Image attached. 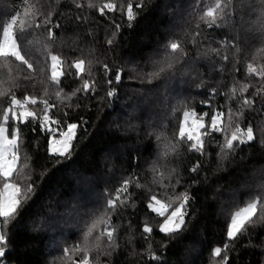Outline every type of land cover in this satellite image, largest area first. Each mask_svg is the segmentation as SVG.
Masks as SVG:
<instances>
[{
    "label": "trees",
    "instance_id": "trees-1",
    "mask_svg": "<svg viewBox=\"0 0 264 264\" xmlns=\"http://www.w3.org/2000/svg\"><path fill=\"white\" fill-rule=\"evenodd\" d=\"M107 2L117 8L101 14L100 5ZM128 2L135 13L131 22ZM216 3L0 0V43L3 32L10 30L33 62V69L27 70L14 58H0V119L11 106L12 95L21 100L29 96L38 103L27 105L28 110L37 111L41 119L44 105L40 101L47 99L52 119L81 125L72 155L56 159L47 152L48 136L38 121H9L20 132L18 169L27 174L18 182L22 187L33 184L35 191L14 220L5 223L0 218V232L8 238L0 264H80L84 248L88 264H264V220L259 206L252 222L235 238L227 237L235 211L257 197L264 198V78L249 75L246 67L248 63L264 67V42L258 33L246 30L249 22L255 25L260 20L261 0H247L243 9L239 0H233L232 22L208 28L200 18ZM48 14L50 23L44 28L20 31L28 21L43 24ZM173 23L178 30L168 31ZM48 28L55 43L46 49L41 40ZM171 42L181 45L182 56L171 52ZM207 49L220 55L205 56ZM50 55H58L67 69L56 85L50 80ZM152 55L154 61L179 56L175 75L151 78L154 62L150 66L148 61ZM77 57L87 63L81 75L95 85L87 94L77 91L83 83L72 67ZM140 70L144 75L137 74ZM117 73L121 74L118 82ZM178 84L183 85L180 94L167 98L163 110L166 121L142 118L153 109L159 114L160 103ZM245 84L249 87L241 92ZM108 91L114 95L109 97ZM245 99L252 103L245 105ZM140 103L146 111H139ZM185 109L198 115L207 112L206 118L221 112L222 127L231 123L245 132L251 128L255 140L236 141L234 150H227L223 147L226 133L211 132L204 154L196 152L177 133ZM120 116L142 126V140L121 131ZM141 118L148 126L140 123ZM125 181L127 189L117 199ZM183 193L189 197L185 225L177 233H161L163 218L148 207L151 197L171 204ZM76 195L91 198L90 207H81L80 196L72 200ZM109 199L115 201L111 208ZM72 201L75 208L68 204ZM221 208L223 216L218 215ZM100 219L107 223L97 224L87 235L91 224ZM145 225L153 231L145 233ZM107 231H113L111 241ZM216 247L222 249L220 256L213 254Z\"/></svg>",
    "mask_w": 264,
    "mask_h": 264
},
{
    "label": "snow or ice",
    "instance_id": "snow-or-ice-1",
    "mask_svg": "<svg viewBox=\"0 0 264 264\" xmlns=\"http://www.w3.org/2000/svg\"><path fill=\"white\" fill-rule=\"evenodd\" d=\"M233 0H226V3H221L217 0L214 8H209L204 15L200 18L201 22L206 23L208 28L213 26H222L223 23H231L233 16L232 8ZM247 3V0H239L241 9ZM142 5L137 4V7ZM261 18L253 25L249 22L247 31L255 32L260 35L262 42H264V0H261ZM127 20L129 22L135 19V13L133 11V4L128 2L127 5ZM117 5L108 2L104 3L99 11L104 14L105 9L109 12L115 11ZM50 14L46 15L43 24H33L30 21L25 22L21 32L26 31L29 28H44L45 25L50 23ZM243 21V17H242ZM47 35L41 40L42 45L47 49L50 44L55 43V36L50 28L46 29ZM3 42L0 43V58L7 60L8 58H14L18 61L20 65L26 66L27 70L33 69V62H30V57L23 50L21 45H18L17 39L13 37V32H3ZM239 39V36H237ZM112 41H109L111 44ZM239 51L238 45H231ZM171 52L174 54L183 55V49L181 45L177 42H171L170 44ZM264 51V50H262ZM217 56L220 55L219 51L215 49L204 50L205 56H210L211 54ZM224 59H227L225 56ZM50 80L56 85L60 83L61 77H63L67 69L62 67V61L58 55H50ZM180 62L179 56L176 57H165L162 61H155L153 65V72L151 78L164 77L171 78L175 75V65ZM85 60L79 59L75 61L72 65L76 69L75 75H77L82 81V88L77 91H82L87 94L93 90L95 85H90L88 79H84L81 73H84ZM247 73L249 75H258L264 78V67H255L253 63L247 64ZM105 70L107 71V65H105ZM168 75L165 76V72ZM115 81L121 80V74L117 73L114 77ZM109 84H112V80H109ZM249 85L245 84L240 89L241 92L247 91ZM236 89H233L235 92ZM57 97L60 96V92L55 93ZM107 95L109 97L113 96V91H108ZM38 103L35 97L25 96L22 100L18 99L15 95L11 96L10 107L3 111L2 119H0V218H3L4 222L7 223L10 220H14L19 212L24 207L25 203L30 199L31 194L35 191L33 184H24L22 187L21 183L18 182L22 178H27V174L23 173L22 169H18V162L21 157L18 152V143L20 140V132L18 128H12L9 125V121H15L20 123H27L29 119L38 121L43 133L48 136L47 140V152L50 157L56 159L68 158L72 155L73 142L77 139L78 129L81 127L80 124L75 122H68L66 125L62 124L59 119H52L50 117L49 109L52 105L49 104L48 100H42L40 103L44 105L42 109L44 116L41 119L40 114L37 111H30L27 105H36ZM251 100L245 99L244 104L250 105ZM19 108L20 111H15L14 109ZM222 115L221 112H215L210 117V123L206 124L205 119L208 117V113L198 115L195 111H184L183 120L179 125V139L181 142H190L191 148L196 152L204 154L205 150V137L210 135L211 132H224V149L234 150V142L239 141L240 144L245 143V138L247 140H252V129L249 128L246 132L242 130L237 124L235 128L231 127V123L227 127H222ZM230 135H227L229 133ZM26 167V165H25ZM196 171V169H193ZM15 177V178H14ZM127 189V181L121 189L117 191V199L119 198L122 191ZM179 203L175 207L172 204L162 203L155 195L151 197V201L148 207L155 212L163 220L159 224V231L165 234H173L179 232L185 225V217L187 215L186 205L188 203L189 197L187 193H183L181 197H178ZM175 203V202H173ZM108 207L111 208L115 205V201L109 199L107 201ZM258 206L262 213L260 219L264 220V198L257 197L251 202L247 203L246 206L239 208L231 217V223L227 226V237L235 238L238 233L244 229L245 224L252 222V218L257 215ZM171 209V210H170ZM107 223L106 220L100 219L93 222L91 226L87 229V235H91L96 229L97 224ZM145 233H151L153 231L152 227L145 225L143 228ZM108 240L111 241L113 238V231H107ZM87 235L85 238H87ZM8 245V238L5 233L0 232V258L6 256V247ZM227 248V245H225ZM67 253L68 249H64ZM84 251L85 255L80 261V264H88L87 248L80 249ZM222 249L216 247L214 250L215 256H220ZM158 259V258H157ZM224 261L226 262L228 257L225 256Z\"/></svg>",
    "mask_w": 264,
    "mask_h": 264
},
{
    "label": "rangeland",
    "instance_id": "rangeland-1",
    "mask_svg": "<svg viewBox=\"0 0 264 264\" xmlns=\"http://www.w3.org/2000/svg\"><path fill=\"white\" fill-rule=\"evenodd\" d=\"M108 3V2H107ZM102 5H100V7H101ZM105 10H107V9H105ZM106 12V11H105ZM172 30V31H176V30H178V24H175V23H173L172 24V26H170V27H168L167 28V30L169 31V30ZM7 32H11L10 30H5L4 31V33H7ZM14 37V36H13ZM4 38V37H3ZM2 42H3V39H2ZM154 54H157L156 53V50L154 51ZM148 59L150 58L149 56L147 57ZM79 59H82V57H77V60H79ZM147 59V60H148ZM149 62V64H150V66L152 65V63L153 62H155L154 61V59H153V55L151 56V59L148 61ZM86 66H87V63H86V61H85V65H84V68L86 69ZM199 67H202V64H200L199 65ZM137 74H141V75H144L143 74V71L142 70H140ZM183 87V85H181V84H178L176 87H173V90H172V93L168 96V97H166L165 99H164V101H162V103H160V105H159V109L161 110L160 111V113L159 114H157V113H155V109H153V111L152 112H149V111H147L146 112V114L145 115H143V117L142 118H145V117H147L148 119H152V120H156L158 123L160 122V123H163L164 121H166L167 119H168V115L166 114V112L165 111H163L165 108H166V106H167V103H168V100H167V98H172V97H174L175 95H178V94H180V90H181V88ZM141 104V103H140ZM146 106H145V104L144 103H142L141 104V108L139 109V111H146ZM20 111V110H19ZM184 111H194V110H189V109H185ZM183 111V112H184ZM183 112H182V114H181V118H180V121H179V124H178V127H177V133L179 134V125H180V123L182 122V120H183ZM215 113V112H214ZM49 114V113H48ZM123 116V115H122ZM122 116H120V118H122ZM141 118V119H142ZM208 119V122L206 123V120ZM119 120V119H118ZM143 120L144 119H142V121L140 122V123H144V124H146L147 125V123L145 122V120H144V122H143ZM115 121H112V123H114ZM18 122H15V124H17ZM205 123L206 124H208V123H210V117L209 118H206L205 119ZM118 126H119V128L121 129V131L124 133L125 131H126V135L127 136H132L133 137V139L135 138V136H137V138L139 139V140H142V130H141V128H142V126L141 125H139L138 126V124L137 123H135V122H133L132 120H131V118H122L121 120H119V123H118ZM138 126V128L140 129V132L138 133V131H137V127ZM148 126V125H147ZM13 128H18L17 126H15V127H13ZM77 135H78V132H77ZM138 139H136L135 138V140H137V141H139ZM205 140H206V137H205ZM245 140H246V138H245ZM74 143V142H73ZM19 148H20V140H19V143H18V152H19ZM120 152V151H119ZM19 154H20V152H19ZM107 162V161H106ZM260 173H262V172H259V173H256L255 175H254V179H256L257 177H259L260 176ZM111 174V173H110ZM77 196H80V198L82 197V199H80L82 202H80L79 201V203H80V205H81V207H83V209L84 210H86L87 209V207L89 208L90 207V200H91V198H88L87 197V195H86V198L85 197H83V196H81V195H76L72 200H77ZM162 202V201H161ZM173 202H175V203H173ZM152 203H154L153 201H152ZM162 203H164V202H162ZM170 203L172 204V207H175L176 206V204H178L179 203V199H173L172 201H170ZM68 204H70V206H72V207H74L75 208V205L73 204V201H72V203H70V202H68ZM171 210V209H170ZM218 215L219 216H223L224 215V208H221L220 209V212H218ZM162 218V217H161ZM147 223H148V221H147ZM231 222H229V224H230ZM239 234V233H238ZM237 234V235H238ZM49 249H50V247H49Z\"/></svg>",
    "mask_w": 264,
    "mask_h": 264
},
{
    "label": "water",
    "instance_id": "water-1",
    "mask_svg": "<svg viewBox=\"0 0 264 264\" xmlns=\"http://www.w3.org/2000/svg\"><path fill=\"white\" fill-rule=\"evenodd\" d=\"M255 140V135L254 133L252 132V140H250V142L254 141Z\"/></svg>",
    "mask_w": 264,
    "mask_h": 264
},
{
    "label": "clouds",
    "instance_id": "clouds-1",
    "mask_svg": "<svg viewBox=\"0 0 264 264\" xmlns=\"http://www.w3.org/2000/svg\"><path fill=\"white\" fill-rule=\"evenodd\" d=\"M114 93H117V90H115Z\"/></svg>",
    "mask_w": 264,
    "mask_h": 264
}]
</instances>
